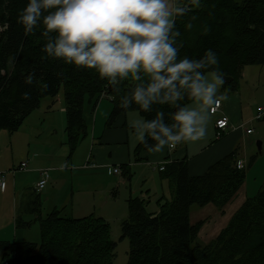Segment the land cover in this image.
Listing matches in <instances>:
<instances>
[{
  "label": "trees",
  "instance_id": "1",
  "mask_svg": "<svg viewBox=\"0 0 264 264\" xmlns=\"http://www.w3.org/2000/svg\"><path fill=\"white\" fill-rule=\"evenodd\" d=\"M26 2L0 0V132H18L43 100L58 97L62 88L71 154L89 134L86 102H94L95 108L104 95L114 105L108 126L129 111L151 119L156 111L163 110L171 122V107L154 105L151 113L124 111L118 107L117 93L94 70L46 58L39 32L26 37L16 23L17 13ZM188 23L193 25L191 29L186 27ZM177 29L181 32V57L199 58L207 49L218 53L219 70L224 77L233 78L222 85L229 92L239 91L245 67L264 65V0H201L199 7L193 6L188 15L178 19ZM32 72L39 83L28 86L24 78ZM25 92L29 93L28 99L24 98ZM121 93L127 94L123 84ZM144 151L148 149L140 143L138 155ZM239 161V153L234 151L198 176L190 175L187 160L167 163L161 175L169 182L172 195L169 200H159L157 213H150L143 199L129 200L121 237L130 242L127 264H242L258 259L264 253V185L208 245L198 242L204 222L191 221L193 207L212 204L223 209L235 198L247 171L238 168ZM40 195L32 191L27 196L15 227L30 228L23 215L35 216V222H41L42 243L0 240L4 264H114L117 244L105 220L63 218L58 209L43 219Z\"/></svg>",
  "mask_w": 264,
  "mask_h": 264
},
{
  "label": "clouds",
  "instance_id": "2",
  "mask_svg": "<svg viewBox=\"0 0 264 264\" xmlns=\"http://www.w3.org/2000/svg\"><path fill=\"white\" fill-rule=\"evenodd\" d=\"M200 5L201 0H27L16 23L26 37L39 32L46 58L94 70L117 93L120 109H174L171 122L158 110L131 125L141 144L161 153L203 139L210 112L228 99L219 91L225 78L217 52L180 56L177 21ZM34 83H39L34 72L25 76L24 84ZM185 100L196 106L181 103Z\"/></svg>",
  "mask_w": 264,
  "mask_h": 264
},
{
  "label": "crops",
  "instance_id": "3",
  "mask_svg": "<svg viewBox=\"0 0 264 264\" xmlns=\"http://www.w3.org/2000/svg\"><path fill=\"white\" fill-rule=\"evenodd\" d=\"M239 97L238 93L234 95L232 94L231 96L228 94V99L223 102L221 111L215 115L210 113L209 118H214L219 114V118L227 116L230 120V128L226 131H219L215 127L216 123L212 126V120L209 119L207 129L213 136H216L217 139L213 141L210 140V143H205L204 145L203 142L198 141L188 142L180 144L171 150L165 148V150L161 153H153L148 150L142 152L140 155H138L137 152L140 142L136 139L131 125L132 122L137 119L146 118H144L141 113L137 111H129V113L126 112L119 115L115 119L114 124L112 126H108V121L114 108L112 99H110L112 104L104 102L98 103L94 108V116H91L93 124H89L86 118L89 134L82 142H85L91 136V138H89L90 142H88V145H90V147H88L90 154L87 156V153L89 152L87 151L86 155H84L81 160L75 156L76 153L71 154L70 152L68 137L66 134L67 115L65 116L64 114V116H60L58 118H53L52 116V112L54 111L53 107L55 105L53 101L51 104L48 103V105L45 106V109L47 110L44 113H33L18 132L13 133V135L9 134L10 136L8 135V137H10L9 144L11 143L10 146L12 147V153L14 150L17 151V149H20L25 143L31 142L36 138L38 141H42L46 136H51V141L47 143V145L50 146L49 151L47 152H34L31 150V145L29 144L30 149L25 151V153L29 154V156H27L28 160L23 159L25 157V153L20 150L21 160H23L20 165L23 162L28 161V169L26 170V173H29L30 178L32 177L31 180L25 182L18 178L19 174L24 172H15L20 166L18 165L15 167V165H13L15 158H4L0 150V172H4L6 170L8 171L4 189L8 188L7 182L9 181L10 192L15 191V204L17 201L22 200L20 199L21 196V198H23L21 204L22 206L24 204L25 197L27 198L30 194H25L23 197L22 194H24V190H26V188H30V190L34 191V187L32 189L31 184L35 182L33 185L35 186L36 182H38L41 177V172L43 170H48L50 175L49 185L51 186L49 188L48 185L40 197L42 200V196L46 192L44 194V196L48 199V203L46 204H49L51 209H57L58 207L63 206V210H66L71 204L68 203V201L75 199L76 194L83 195L85 192L91 193L92 195H90L94 198L97 196V198L102 201L105 206H110L115 202V196L118 194L117 191L108 192V187L102 188L100 186H94L91 192L87 187L80 186V183H87L82 181H79L78 186L80 187L75 190V183H78V180L87 179L88 177H96V179L101 182V177H104L103 174L116 175L114 173V169L120 168L122 172L120 174L121 186H123L125 191L128 193V210L129 200L131 198L138 197L145 200L146 205L151 207L150 213H157L159 211V200L161 198L169 200L172 195L169 182L167 180H163L162 178L160 170L162 166L167 163L187 160L190 175H202L208 167L211 166V164H214L223 157L225 158L228 154L236 151V148L242 145L241 140H244V137L250 142L251 135L237 132L239 128L245 129V132L250 130V128H246L247 124L244 123L245 119L241 118L243 117V108L239 102ZM192 103L193 104L190 107H195V103ZM41 108L42 105L40 109ZM258 108L260 109L261 107ZM262 110L264 114V109L262 108ZM64 111L66 113L65 108ZM263 117L264 115H262L261 118H258L257 115L255 119L259 121L264 120ZM99 118L100 129H97ZM56 124H58V127H56ZM218 134H221V137H219ZM239 158V162L244 163L245 169L247 167L246 161L248 158L244 159L241 153H239ZM83 170L86 174L82 173ZM91 173H93V175H90ZM246 181L247 180H245L242 188L239 189L235 198L232 199L228 205L226 204L223 209H219L212 204L202 207V209L206 207L209 209L214 206L218 212L215 218L218 216L219 218H226L228 215L224 224L229 223L233 216L250 198L246 188V186H248ZM135 183L137 184L136 186ZM111 188L113 187L111 186ZM17 192H19V194H17ZM242 192L244 193V196L242 195ZM165 194H167V196ZM51 196H53L56 200H52ZM59 201H66V205H62ZM71 209L73 212V206H71ZM106 210L107 209H105L104 212H106ZM104 212L102 214H105ZM211 213L212 210H210V214ZM70 218L73 217L71 216ZM15 219L16 217L14 218V222ZM192 224L194 223L192 222ZM211 225L212 224H208V226ZM216 226L217 225L214 227ZM212 229L214 230V228Z\"/></svg>",
  "mask_w": 264,
  "mask_h": 264
},
{
  "label": "rangeland",
  "instance_id": "4",
  "mask_svg": "<svg viewBox=\"0 0 264 264\" xmlns=\"http://www.w3.org/2000/svg\"><path fill=\"white\" fill-rule=\"evenodd\" d=\"M240 84V88L238 92H229V90H226L221 86L220 93L231 96L232 94L238 93L239 102L242 105L243 110V117L246 123V128H250L254 130V134L250 136V142L244 137V140H241L242 145L240 147L236 148V151L238 153H241L242 157L244 159L248 158L246 163L247 167L245 168L247 178L246 183L248 186H246L248 190L249 197L255 196L258 191L263 187L264 185V120H256L258 113L257 110H259L258 107H261L264 109V65L263 66H248L245 67L242 71V76L240 81L238 82ZM63 89V88H62ZM60 89V93L58 97L56 98H46L42 102V108L37 110L35 114H42L47 109H45V106L51 104L54 101V111L52 112L53 118H58L66 116V113L64 111V90ZM101 102L104 103H111V100L107 97H104L101 99ZM191 103L189 107L192 105ZM94 102L89 104V102H86L85 105V116L89 122V124L92 123V118L94 116ZM196 106V105H195ZM34 114V115H35ZM264 115V114H263ZM219 114L215 116L214 118H209L212 120V126L216 123V120H218ZM60 119V118H59ZM62 121V118H61ZM209 121V120H208ZM105 122V120H104ZM100 118L98 119V126L97 129H100L99 127ZM56 127H58V124H56ZM211 127V125H210ZM216 127V126H215ZM238 133L244 134L245 129H240L237 131ZM1 133V139H0V145H1V153L4 158H15V161L13 162V165L17 167L20 165L21 161V152L25 153L29 148V144L31 145V150L34 152H47L49 151L50 146L47 145L51 141V136H46L45 139H41L42 141H38L37 138L33 139L31 142L25 143L22 145L20 149L14 150L12 153V147L9 144V138L8 135H13L12 133L4 130ZM226 133V132H225ZM9 135V136H10ZM247 135V134H246ZM91 138V136L89 137ZM87 139L85 142H82L80 146L78 147L76 153V157L78 159H83V156L86 155V152L89 151L88 142H90V139ZM217 139L216 136H213L210 131L206 132V135L203 139L199 140L198 142H203V145L205 143H210V140L213 141ZM205 141V142H204ZM257 142H262V152L259 153ZM90 154V151L87 153V156ZM27 156H29L28 153H25V157L23 159L28 160ZM255 159V162L252 164V160ZM28 162V161H25ZM252 164V165H251ZM12 168V166H11ZM10 168V169H11ZM28 169V168H27ZM26 169V170H27ZM26 170L24 173H20L18 178L25 181H29L32 179L30 178L29 173H26ZM23 172V171H20ZM7 175L8 171L0 172ZM83 174H86L84 170L82 171ZM76 174V173H75ZM11 175V174H10ZM9 175V176H10ZM90 175H93L91 173ZM104 177H101V182L96 179V177H88L87 179L78 180V183H75V190H77L80 186L87 187L91 192L94 186H100L102 188L109 189L108 192L117 191L118 194L115 196V202L112 205H106L103 204L102 201H100L97 196L94 198L91 196V193L85 192V194H76V198L72 199L71 201H68V203H71L66 210H63L62 207H58L57 209L60 210L62 213V217L70 218L71 216L73 219H84L88 217H95V218H103L107 222V224L110 227L111 232V239L117 244V247L115 249V261L114 264H127L129 261V251H130V242L128 239L121 240L122 237V223L128 218L129 210H128V193L125 191L123 186H121V180L120 175H107L103 174ZM12 176V175H11ZM147 177V176H146ZM9 178V177H8ZM13 178V177H12ZM87 182V183H80ZM35 182L31 184V187L33 189V185ZM8 188L4 189V187L0 188V240H5L9 242H31L36 244L42 243V233H41V222L40 221H34V217L31 214L23 215V219L26 222H30L31 225L30 228H20L18 230L15 229V222L14 218L17 217L20 213L21 201H17L15 204V191L10 192L9 188V181L7 182ZM51 184V183H50ZM137 184L135 183V186ZM51 185H49L50 188ZM111 186L113 188H111ZM4 189V190H3ZM14 190V189H13ZM34 192V191H33ZM10 193V194H8ZM22 196L24 197L25 194L32 193V190L30 188H26L24 190ZM46 193V192H45ZM44 193V194H45ZM166 193V190H165ZM19 194V192H17ZM43 194L42 196V203H43V210L42 212V218L47 219L48 215H50L54 208L51 209L48 203L47 197H45ZM91 194V195H90ZM161 194V193H160ZM167 196V194H165ZM242 195L244 196V193L242 192ZM28 198V197H27ZM52 200H56L51 196ZM26 197L24 199V203L26 202ZM62 205H66V201H59ZM24 205V204H23ZM22 205V206H23ZM71 206H73L74 210L72 212ZM212 206V205H211ZM214 208V209H213ZM106 210V212H104ZM147 210L151 212V207L147 206ZM210 210H212V213L210 214ZM215 207H208L206 208H200V207H193L191 211V217L192 222L194 224L198 223L199 221H203L204 225L201 229V232L198 235V242L201 245H208L212 241H215V239L222 233L221 230L224 228L226 229L229 223H225L227 220L226 218H217L216 215L218 212L216 211ZM16 211V212H15ZM105 214H102V213ZM230 213V212H229ZM235 216V215H234ZM233 216V217H234ZM207 224V225H206ZM208 224H212L211 226H208ZM206 225V226H205ZM217 225L216 227H214ZM205 227V228H204ZM214 228V230L212 229ZM223 229V230H224ZM222 230V231H223ZM221 232V233H220ZM220 233V234H219ZM219 234V235H218ZM3 254L0 253V264L2 263ZM7 264V263H5ZM242 264H264V253L260 254V257L256 259L255 261H249L243 262Z\"/></svg>",
  "mask_w": 264,
  "mask_h": 264
},
{
  "label": "built area",
  "instance_id": "5",
  "mask_svg": "<svg viewBox=\"0 0 264 264\" xmlns=\"http://www.w3.org/2000/svg\"><path fill=\"white\" fill-rule=\"evenodd\" d=\"M104 97H106V96L104 95ZM222 104H223V102L221 103V105L218 108H216L215 110L211 111L210 113L213 114V115L219 113L221 111ZM262 115H263V110H262V108H260L258 110V118H261ZM216 128L219 131L228 130L230 128V120H229V118L227 116H222L221 118H219L217 120V122H216ZM246 133L248 135H252L254 133V130H252V129L247 130ZM218 136L221 137V134H218ZM165 166L166 165L162 166L160 168V170L163 171ZM244 167H245L244 163H242V162L238 163V168L239 169H244ZM27 168H28V164L26 162H23L15 172H17L18 170L24 172ZM114 173L116 175H120L122 172H121L120 168H115L114 169ZM49 180H50L49 171L48 170H43L41 172V177H40L39 181L36 182V184L34 186V192H36L37 194H42L45 191V189L47 188V186L49 185ZM5 184H6V175L4 173H1L0 174V188L4 187Z\"/></svg>",
  "mask_w": 264,
  "mask_h": 264
},
{
  "label": "water",
  "instance_id": "6",
  "mask_svg": "<svg viewBox=\"0 0 264 264\" xmlns=\"http://www.w3.org/2000/svg\"><path fill=\"white\" fill-rule=\"evenodd\" d=\"M225 78V83H230L232 82L233 78L231 77H224ZM257 145H258V150H259V153L262 152V142H257ZM4 258V256H3ZM2 263H3V259H2Z\"/></svg>",
  "mask_w": 264,
  "mask_h": 264
}]
</instances>
